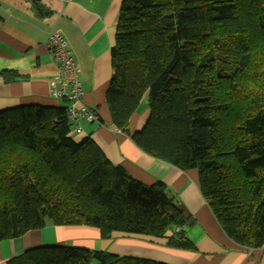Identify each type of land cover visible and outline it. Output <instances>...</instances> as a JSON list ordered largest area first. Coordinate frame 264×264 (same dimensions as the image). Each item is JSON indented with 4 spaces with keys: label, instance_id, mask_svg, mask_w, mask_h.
Listing matches in <instances>:
<instances>
[{
    "label": "trees",
    "instance_id": "16d2710c",
    "mask_svg": "<svg viewBox=\"0 0 264 264\" xmlns=\"http://www.w3.org/2000/svg\"><path fill=\"white\" fill-rule=\"evenodd\" d=\"M39 14H46L36 2ZM106 100L112 123L149 155L196 170L200 191L237 244L264 246V0H122ZM6 82L19 77L0 71ZM147 95L150 115L131 133ZM61 106L0 110V241L55 225L163 237L194 247L186 209L91 138L72 135ZM179 228V230H177ZM167 264L44 245L8 264Z\"/></svg>",
    "mask_w": 264,
    "mask_h": 264
},
{
    "label": "crops",
    "instance_id": "0c3cea01",
    "mask_svg": "<svg viewBox=\"0 0 264 264\" xmlns=\"http://www.w3.org/2000/svg\"><path fill=\"white\" fill-rule=\"evenodd\" d=\"M36 2L43 5L46 14L38 13ZM121 5L122 0H0V71L19 75L11 82L0 76V110L65 104V100L53 95L50 85L59 69L48 40L52 31H60L82 69L84 103L100 116V121L81 119L82 130L73 129V137L77 141L91 137L114 164L147 185L163 181L168 195L190 215L181 230L194 247L170 246L172 232L163 237L114 232L102 238L96 227L60 226L48 221L41 229L0 241V264H8L26 250L44 245L74 246L167 264H264V246L247 248L227 236L200 191L196 170L184 171L149 155L130 134L112 123L106 92L113 73L111 49ZM144 97L145 102L131 118V133L141 130L149 118L148 97Z\"/></svg>",
    "mask_w": 264,
    "mask_h": 264
},
{
    "label": "built area",
    "instance_id": "2783aa9c",
    "mask_svg": "<svg viewBox=\"0 0 264 264\" xmlns=\"http://www.w3.org/2000/svg\"><path fill=\"white\" fill-rule=\"evenodd\" d=\"M48 47L58 65L59 72L50 79L53 95L67 102V114L73 129L82 130L80 121H99L100 116L84 103V88L82 86V69L75 61L68 48V40L58 30L50 33ZM179 230V229H177Z\"/></svg>",
    "mask_w": 264,
    "mask_h": 264
},
{
    "label": "rangeland",
    "instance_id": "374dc122",
    "mask_svg": "<svg viewBox=\"0 0 264 264\" xmlns=\"http://www.w3.org/2000/svg\"><path fill=\"white\" fill-rule=\"evenodd\" d=\"M144 98H145V97H144ZM144 98H143V99H144ZM143 99H142V101L145 102V100H143ZM142 101H141V102H142ZM141 111H142V110H141ZM99 121H100V119H99ZM92 122H93V121H92ZM117 129H118V128H117ZM72 135H73V136H76V133H73ZM177 229H179V228H177Z\"/></svg>",
    "mask_w": 264,
    "mask_h": 264
}]
</instances>
